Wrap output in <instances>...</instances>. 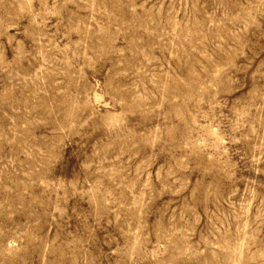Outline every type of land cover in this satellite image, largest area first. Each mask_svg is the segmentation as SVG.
<instances>
[{
  "label": "rangeland",
  "instance_id": "1",
  "mask_svg": "<svg viewBox=\"0 0 264 264\" xmlns=\"http://www.w3.org/2000/svg\"><path fill=\"white\" fill-rule=\"evenodd\" d=\"M0 264H264V0H0Z\"/></svg>",
  "mask_w": 264,
  "mask_h": 264
}]
</instances>
